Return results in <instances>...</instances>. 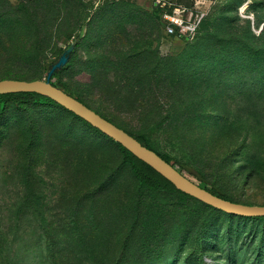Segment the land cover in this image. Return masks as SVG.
Here are the masks:
<instances>
[{"label":"rangeland","instance_id":"374dc122","mask_svg":"<svg viewBox=\"0 0 264 264\" xmlns=\"http://www.w3.org/2000/svg\"><path fill=\"white\" fill-rule=\"evenodd\" d=\"M158 1L198 3L200 34L164 35ZM80 26L68 91L264 204V0H0V79H45ZM0 264H264V221L141 190L117 146L67 112L7 104Z\"/></svg>","mask_w":264,"mask_h":264},{"label":"water","instance_id":"95a60500","mask_svg":"<svg viewBox=\"0 0 264 264\" xmlns=\"http://www.w3.org/2000/svg\"><path fill=\"white\" fill-rule=\"evenodd\" d=\"M156 5L157 3H155V6ZM72 49L73 45L62 53L58 61L52 65L51 69L46 74V78L43 80H0V95L27 92L47 97L91 125L93 128L99 130L115 143L124 147L137 159L144 162L170 182L180 192L229 215L250 218L264 217V206L235 203L211 194L201 188L196 182L189 179L186 175L172 167V165L163 160L154 151L140 144L126 131L109 122L60 88L52 85V74L67 63Z\"/></svg>","mask_w":264,"mask_h":264},{"label":"trees","instance_id":"16d2710c","mask_svg":"<svg viewBox=\"0 0 264 264\" xmlns=\"http://www.w3.org/2000/svg\"><path fill=\"white\" fill-rule=\"evenodd\" d=\"M156 9L159 10V13H158L159 14V22H160V26H161V28L163 30V23L161 21L162 9H161V7L159 5L156 6ZM205 20H206V18H204L202 20V22H201V24H200V26H199V28L197 30V33H196V35H195V37L193 39H195L200 34V32H201V30L203 28ZM82 31H83V26H80L78 28L75 36H74V44H72L73 45V49H72V51L69 54L68 61L63 67L57 69L52 74V76H51V84L56 86V87H58V88H60L65 93L69 94L70 96H72L73 98L77 99L81 103L85 104L87 107H89L90 109L95 111L97 114H99L100 116H102L103 118L108 120L109 122L115 124L112 120H110L109 118H106L105 116L100 114L97 110L92 108L89 104L84 102V100H82L81 98H79L75 94H73L70 91H68L65 83L61 79V73L65 70V68L71 63V61L73 59V53L75 51V45L81 40ZM162 32L164 34V30ZM177 40L191 41V40H186V39H177ZM205 42L208 43L209 41H204V43ZM205 45L207 46V44H205ZM66 50H64L63 52H65ZM62 53H61V55H62ZM57 61H58V59L54 63L44 66L45 74H47V72L51 69L52 65H54ZM5 79L22 80V81L41 80V79H32V78H29V80H28V78L21 79V78H12V77H4V78H1L0 80H5ZM7 104H11V105H13L16 108H20V107H22L24 105L51 106V107H55V108H58V109H61V110L65 111V112H67L72 118L78 120L83 126H85L86 128L92 130L93 132L97 133L98 135L105 137L106 139H108L109 141H111L113 144H115L117 146V148L119 150V153L121 155L122 162L128 166L129 171L131 172L132 176L134 177L139 189L145 190V191H151V192L173 193V194H176L182 200H196V199H194V198H192V197L180 192L179 190H177L170 182H168L165 178H163L161 175H159L157 172H155L152 168H150L144 162H142L139 159H137L133 154H131L129 151H127L124 147H122L121 145L115 143L113 140H111L110 138L105 136L99 130L93 128L91 125H89L88 123H86L85 121H83L82 119H80L79 117L74 115L73 113L69 112L65 108L61 107L60 105H58L57 103H55L51 99H49L47 97H44L42 95L36 94V93H27V92L1 94L0 95V111H4ZM115 125L118 126L121 129H123L124 131H126L131 136H133L140 144H142L146 148L154 151L163 160H165L167 163L172 165V167L177 169L180 173L193 178L194 182H196L201 188L205 189L206 191L210 192L211 194H213L215 196H218V197H220L222 199L235 202V203H240V204H245V205L264 206V204H252V203L249 204V203H241V202L234 201L218 185H216L213 182L208 181L206 179L204 173L201 170H199L198 168L193 167L192 165H190L188 163L173 161L170 157H168V156H166L164 154H160L157 151L153 150L150 146L146 145L145 142H144L145 141V135L135 136L131 132H129L128 130L120 127L119 125H117V124H115ZM196 201H198V200H196ZM198 202H200V201H198ZM200 203L205 205L206 207L212 209V210H215L217 212L223 213V214H225L227 216H230V217H237V218H242V219H247V220L264 221V217L250 218V217H240V216L229 215V214H226V213H224L222 211L214 209V208H212V207H210V206H208V205H206V204H204L202 202H200Z\"/></svg>","mask_w":264,"mask_h":264},{"label":"built area","instance_id":"2783aa9c","mask_svg":"<svg viewBox=\"0 0 264 264\" xmlns=\"http://www.w3.org/2000/svg\"><path fill=\"white\" fill-rule=\"evenodd\" d=\"M157 4L162 9L161 21L166 36L186 40H192L195 37L206 15L203 10L198 8V3H194V6L190 8L159 1Z\"/></svg>","mask_w":264,"mask_h":264}]
</instances>
